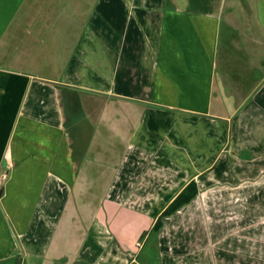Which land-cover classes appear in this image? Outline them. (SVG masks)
I'll return each mask as SVG.
<instances>
[{
	"label": "crops",
	"instance_id": "0c3cea01",
	"mask_svg": "<svg viewBox=\"0 0 264 264\" xmlns=\"http://www.w3.org/2000/svg\"><path fill=\"white\" fill-rule=\"evenodd\" d=\"M3 171L0 264H264V0H0Z\"/></svg>",
	"mask_w": 264,
	"mask_h": 264
},
{
	"label": "rangeland",
	"instance_id": "374dc122",
	"mask_svg": "<svg viewBox=\"0 0 264 264\" xmlns=\"http://www.w3.org/2000/svg\"><path fill=\"white\" fill-rule=\"evenodd\" d=\"M0 173H7V179L0 183V185H4L9 179V173L6 171ZM151 242H153V238L151 239L150 243L146 245L144 252L139 258V264H160L161 259L159 251L157 250L156 246L154 247L153 245H151Z\"/></svg>",
	"mask_w": 264,
	"mask_h": 264
},
{
	"label": "built area",
	"instance_id": "2783aa9c",
	"mask_svg": "<svg viewBox=\"0 0 264 264\" xmlns=\"http://www.w3.org/2000/svg\"><path fill=\"white\" fill-rule=\"evenodd\" d=\"M7 179V173H0V183Z\"/></svg>",
	"mask_w": 264,
	"mask_h": 264
}]
</instances>
